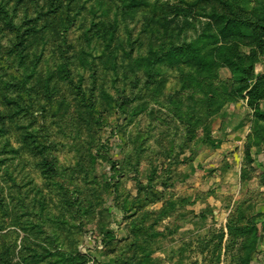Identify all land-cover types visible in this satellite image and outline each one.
<instances>
[{
  "label": "rangeland",
  "instance_id": "rangeland-1",
  "mask_svg": "<svg viewBox=\"0 0 264 264\" xmlns=\"http://www.w3.org/2000/svg\"><path fill=\"white\" fill-rule=\"evenodd\" d=\"M257 2L0 0V264H264ZM198 37L206 51L227 47L210 75L182 65ZM251 50L252 72L239 57ZM139 56L148 61L131 64ZM62 61L45 98L38 78ZM77 74L98 96L90 115L67 82ZM260 77L249 99L243 87ZM41 144L53 172L41 170Z\"/></svg>",
  "mask_w": 264,
  "mask_h": 264
},
{
  "label": "trees",
  "instance_id": "trees-1",
  "mask_svg": "<svg viewBox=\"0 0 264 264\" xmlns=\"http://www.w3.org/2000/svg\"><path fill=\"white\" fill-rule=\"evenodd\" d=\"M182 11H187V10L186 9H182ZM252 13H253V18L257 22L256 23V27L259 28V32L264 31V4L263 3L261 4V3L257 2V4L253 7ZM231 21H236L237 22L238 20L236 18H233ZM239 23H241V22L239 21ZM54 24L55 23H53V25ZM238 26H239L238 24L229 23V24H227V26L223 30H225V32H227V35H230V34L232 35V34H235L236 28ZM52 27H55V26H52ZM30 30H31V34H30L31 35V39H29L28 41L31 42V44H32L35 41L34 39L36 37V33H35V29H34L33 26L30 27ZM25 37H27V34H25ZM249 44H250L249 46H257L258 48L264 47V41L260 40V39H255L254 41H249ZM244 45H247V43H244ZM180 50L182 52H184L185 59H186V60L182 61V65L189 67V70L186 71L185 74H189V73L190 74H196V75L203 74V76H204V74L207 75V74L210 73L211 70L215 69L214 68L215 64L217 62L218 63L220 62L221 56L219 55V53L226 52L227 51V47H225L223 45H218V47L215 48L216 53H213L210 50L206 51V44L204 43L202 37H198L197 39H195L194 41H192L188 45L182 46ZM166 54L173 55V53H170L168 51L165 52L164 55L166 56ZM239 57H243L244 60L248 59V60L252 61V65H251V69H250V72H252L253 65H254L255 62H257V60L254 59L255 58L254 57V51L251 50L249 52V54H247V55H239ZM19 58H21L20 55H19ZM146 58L147 57H143V56L135 57V58H133L131 64H136V65H139V66H143L148 61ZM171 58L172 57H169V59H164V57H159L156 60H158V62L160 60V61L168 63L169 65H172L171 64V60H172ZM77 60H79V64L82 67H86L88 65V62H87V59H86L84 51H81L79 53V55L77 56ZM214 60H217V61H214ZM175 61H176L175 65L180 63V62H178V59H176ZM189 61H193V63H190ZM222 62H223V60H222ZM62 63H63V61L58 63V67L56 68V70L54 72L48 74L45 77L44 81H41L40 78H38L39 79L38 85L41 87V89H39V90L42 91V95L45 98H50L52 93L55 92V88H56L55 85L50 86L51 78L53 77L52 79H54L56 77L58 80H61V79L64 78V77L61 76V69H62V66H66V65L62 64ZM105 68H109V67L106 66ZM110 68L113 71L116 70L117 64H115L114 67H110ZM233 69L238 71L240 69V66L239 65H235ZM24 72H26V69L24 70ZM180 72H182V71L180 70ZM26 74H30V75L33 76L32 72H29V73L26 72ZM77 76H79L77 82H75L72 79V77H69V76H67L68 77L67 78V82L69 84V87L71 85L73 90H74V88H76V90L74 91L75 95L76 96L80 95L79 98L77 99L78 100L77 107L81 108V109H84L83 110L84 113H87V114L90 115L92 113V109H94V107H97V103H98V98L97 97L98 96L97 97L86 98L85 97L86 89L83 88L84 89L83 90L82 87L80 86V83H79V82L82 81L83 76L80 75V74H77ZM34 77H37V74H35ZM89 77H90V80H92L91 81V88L92 89L89 92V93H91L94 90L92 86H94L97 78H99V77H98V73L94 69H92V73L89 74ZM57 79H54V84L57 82ZM260 82H262L261 77L256 79L253 84H248L245 87H243V90L247 89L246 94L248 95L249 99L253 95H255L253 93L258 90V83H260ZM96 88H97V90L99 92L98 94H101L102 96L104 95V97H107V94L105 93L106 89L104 88L103 83H99V85ZM19 89H20V87L17 90L18 94L21 93L19 91ZM205 89H211L213 91V88H212V86H211V84L209 82H207V84H206V86L204 88V92L206 93ZM261 97H262V95H258L257 94V98L258 99L261 98ZM86 119L89 121L88 118H86ZM34 148H35V150H37L41 154V156H40L41 157V163H40L41 170L43 172H45V173L53 172L54 171V167H53L52 163L54 161L51 160V159H48V156L44 154V151H45L44 144H41V146L40 145H35ZM239 215H240V210H238V212H237V214L235 216L232 215L229 218V220H228V222L226 224V227L228 229V233L229 234H232L233 232H235L236 229L232 225H233L234 218L238 217Z\"/></svg>",
  "mask_w": 264,
  "mask_h": 264
}]
</instances>
